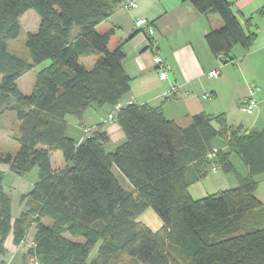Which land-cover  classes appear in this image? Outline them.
<instances>
[{"label":"trees","instance_id":"16d2710c","mask_svg":"<svg viewBox=\"0 0 264 264\" xmlns=\"http://www.w3.org/2000/svg\"><path fill=\"white\" fill-rule=\"evenodd\" d=\"M183 1L222 20L204 39L224 63L232 61L234 46L247 51L253 45L256 25L235 13L228 0ZM121 2L0 0V114L11 110L19 122L14 137L19 148L0 152V166L20 177L38 170L12 220L0 169V254L10 234L18 246L33 229L24 259L38 264H264V224L248 225L244 218L260 206L255 191L256 177L264 174V126L245 129L229 124L224 114L199 113L180 127L160 105L121 106L131 81L122 66L124 52L120 46L108 49L112 30H96ZM28 10L39 17L37 30L24 42L29 62L7 47ZM91 55L97 60L86 69L79 59ZM41 65L31 93L22 94L17 80ZM104 106L113 111L120 106L114 122L125 137L110 153L101 124L79 142L66 134L67 116L79 118L88 108ZM216 138L226 151L214 146ZM232 153L247 168L246 176L234 171ZM114 166L131 190L118 182ZM215 166L234 173L237 186L192 198L189 187ZM148 208L161 221L156 230L136 220Z\"/></svg>","mask_w":264,"mask_h":264},{"label":"crops","instance_id":"0c3cea01","mask_svg":"<svg viewBox=\"0 0 264 264\" xmlns=\"http://www.w3.org/2000/svg\"><path fill=\"white\" fill-rule=\"evenodd\" d=\"M136 1L135 9L129 11L120 6L116 7L112 15L96 27L102 33L113 31L108 42L109 50L120 46L124 52L122 66L131 81L130 92L121 102V106L160 105L164 116L180 127L188 126L191 117L199 113L224 114L229 124L241 125L245 129L264 126V0H228L235 13L244 19L252 18L257 27V36L247 51L239 45L234 46L231 51L232 61L227 63L208 49L204 39L206 33L222 26L218 15L200 14L190 3L183 0ZM137 17H143L152 24V36L147 37L134 27V19ZM155 54L168 66L165 81L159 79L158 70L152 63ZM90 57L93 59L88 69L97 60L96 55L83 58ZM212 70L218 71V77L207 76ZM171 87L176 88L174 93H170ZM251 89H256L257 109L253 115H247L240 110L239 105L249 97ZM112 112L113 110L104 106L88 108L79 118L67 116L66 134L79 142L86 134L85 130L92 131L96 124H101L109 137L105 150L113 152L125 137L116 122L107 121V116ZM221 149H226L225 145ZM229 160L237 174L242 177L247 175V168L236 154L232 153ZM213 168L211 170L215 171V167ZM0 169L6 177L8 168L0 166ZM27 174L9 181V189L5 190L11 198L12 220L17 218L23 208L19 201L20 196L27 193L37 180H24ZM232 176L234 179L229 182L236 187V176L234 173ZM206 178L207 176L198 182ZM256 180L255 197L260 206L245 214L248 225L264 224V174L257 176ZM127 183L131 190L128 181ZM194 184L189 187L190 195ZM11 189H17L19 196L13 195ZM31 231L32 229L27 236L32 240L34 231L30 234ZM12 238L10 234L4 244L3 255L12 250L18 252L25 246L26 241L15 246ZM25 252V249L21 251V264L25 262Z\"/></svg>","mask_w":264,"mask_h":264},{"label":"rangeland","instance_id":"374dc122","mask_svg":"<svg viewBox=\"0 0 264 264\" xmlns=\"http://www.w3.org/2000/svg\"><path fill=\"white\" fill-rule=\"evenodd\" d=\"M20 23V33L17 38L13 40H9L7 42L8 50L20 58L24 60L29 61V54L25 47V39L27 33H33L37 30L38 24H39V17L37 13L34 10H28L25 13H23L19 19ZM93 59V57L90 58H81L79 60L80 64L85 66L87 69L89 67V63ZM48 62H46V65ZM42 66H35L32 70L28 71L26 74H24L17 82V86L22 94L28 95L31 93L34 81H35V75L39 69L42 68ZM18 135V121L15 118V113L11 110L4 111L0 114V152L2 153H9L14 154L18 148V143L14 140V137ZM213 144L217 148H222L224 146V142L220 140L219 138H216L213 141ZM223 151H226V149H223ZM114 176L118 180V182L126 189L129 190V185L125 178L120 174V172L114 167L112 169ZM6 174L7 176L4 179L3 186L4 190H8L9 181H13L17 178L14 174L10 173L9 171ZM233 173H227L225 172L220 166H215V171H212L211 169L208 171L207 178L204 181L196 182L191 187V196L194 199L202 198L204 196L213 194L217 192L218 190H225L229 189L235 186H232V183L229 182V180L232 181ZM38 176V170L37 168H34L29 174H27L24 178V180L29 179H37ZM11 192L13 195H18L17 189H11ZM16 195V196H17ZM19 196V195H18ZM15 212V210H14ZM137 221H140L144 224H146L150 229L156 230L161 225V221L157 217V215L151 210L150 208L146 209L142 213H140L136 217ZM44 224L50 226L52 224V221L50 219H44ZM33 233V229L30 232V234ZM67 238L73 239L78 242H83V238H71L68 234L65 235ZM31 237L27 236V240L25 242V246L21 248L18 252L9 251L5 255L0 254V264H21V251L24 249L27 251L28 247L31 246ZM101 242H98L89 257V261L93 259L95 256L98 247L100 246ZM26 253V252H25ZM24 264H32L31 259H26Z\"/></svg>","mask_w":264,"mask_h":264},{"label":"built area","instance_id":"2783aa9c","mask_svg":"<svg viewBox=\"0 0 264 264\" xmlns=\"http://www.w3.org/2000/svg\"><path fill=\"white\" fill-rule=\"evenodd\" d=\"M120 7H122L125 10H133L137 7V1L136 0H124L121 2ZM134 27L138 30L144 33L147 37H150L154 34V28L152 24L147 21L143 17H137L134 19ZM152 63L158 70V77L160 80L165 81L167 80V71L168 66L165 64L163 59L155 54L152 57ZM207 76L210 78H216L218 77V71L212 70L207 73ZM176 91L175 87H171L170 93H174ZM255 92L256 89H251L250 95L247 99H244L240 102L239 108L240 110L247 114V115H253L256 112L257 109V101L255 100ZM120 106H116L114 111L110 113L107 116L108 122H113L115 120L116 111L119 109ZM85 133H88V130H85ZM217 149H214L213 152H216ZM214 170V168L212 169ZM32 264H38V262L34 259H31Z\"/></svg>","mask_w":264,"mask_h":264}]
</instances>
